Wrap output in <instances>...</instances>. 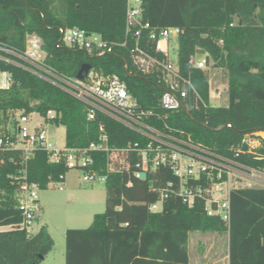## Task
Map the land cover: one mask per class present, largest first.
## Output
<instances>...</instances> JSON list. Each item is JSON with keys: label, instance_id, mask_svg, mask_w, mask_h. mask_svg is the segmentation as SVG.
Here are the masks:
<instances>
[{"label": "trees", "instance_id": "16d2710c", "mask_svg": "<svg viewBox=\"0 0 264 264\" xmlns=\"http://www.w3.org/2000/svg\"><path fill=\"white\" fill-rule=\"evenodd\" d=\"M125 6L126 0H0V43L22 50L26 35L35 34L50 67L75 76L89 63L104 74L116 73L141 105L151 107L162 90L151 76L132 67L126 47L90 56L58 42L60 30L67 27L97 33L107 42L122 41ZM143 18L156 28H180L177 65L200 96L190 94L191 106L171 114L170 124L215 153L230 157L238 149V162L262 169L264 138L257 137L252 152L241 141L245 134L264 132V0H144ZM141 46L154 54L153 41L144 38ZM199 53L225 72L226 105L210 104L206 69L191 64ZM0 69L12 78L10 87L0 90L1 115L9 109L53 110L59 115L55 122L65 126L69 147L95 141L100 123L110 145L138 140L134 131L103 113L89 118L86 104L50 82L1 60ZM93 156L95 167L104 165L102 154ZM20 159L17 150L0 151V227L21 220L15 179L23 167ZM25 168L27 179L40 189L67 171L62 162L49 163L43 151L35 152ZM171 178L163 167L148 170L144 178L131 172L109 174L105 210L94 214L88 227L65 230V264H189V233L196 231L227 232L228 264H264V187L233 189L226 223L207 215L202 202L189 207L174 196L163 201L160 211H151L149 205ZM52 246L45 226L35 233L0 230V264H39Z\"/></svg>", "mask_w": 264, "mask_h": 264}, {"label": "built area", "instance_id": "2783aa9c", "mask_svg": "<svg viewBox=\"0 0 264 264\" xmlns=\"http://www.w3.org/2000/svg\"><path fill=\"white\" fill-rule=\"evenodd\" d=\"M143 4L144 0H126L122 41L107 42L97 33L87 34L88 31L67 27L60 30L58 42L90 56L111 53L115 46L126 47L132 67L151 76L162 90L157 103L151 107L141 105L116 73L104 74L90 68L82 78H77L50 67L45 61L42 40L35 34L26 35L22 50L0 43L1 61L16 65L78 98L88 107L89 118H94L96 112L103 113L138 135V140L128 141L123 146L110 145L104 125L100 123L95 141L85 147H69L65 142L58 145L51 139L50 126L60 124L55 122L59 115L53 110L43 114L9 109L5 115L0 114V151L17 150L23 166L15 178L21 220L16 225H7L9 229L29 232L40 211L39 184L27 179L25 168L37 151L45 152L49 163L62 162L67 170H79L83 182L105 183L109 174L124 172L141 178L140 174L144 172L146 176L150 169H169L173 178L159 189L157 200L149 205L151 211H160L163 201L174 196L189 207L202 202L207 215L217 216L226 223L230 219L231 191L257 187L264 181V167L251 168L234 158L240 150L236 149L230 157L215 153L194 141L189 132L170 124L171 114L191 106L190 94L198 99L200 96L190 76L179 71L177 58L173 56L171 40L177 41L180 28L151 26L143 18ZM144 38L154 42V54L141 46ZM200 55L194 56L191 64L205 69L206 55L198 57ZM128 73H132V68ZM11 83L10 73L0 69V90L8 89ZM263 134L259 131L243 136L241 142L247 145L248 152L254 150L259 144L257 137L264 138ZM94 153L103 155V166H94ZM65 173L53 181L59 187L65 182Z\"/></svg>", "mask_w": 264, "mask_h": 264}, {"label": "rangeland", "instance_id": "374dc122", "mask_svg": "<svg viewBox=\"0 0 264 264\" xmlns=\"http://www.w3.org/2000/svg\"><path fill=\"white\" fill-rule=\"evenodd\" d=\"M173 56L177 54V41L171 40ZM201 53L200 56L201 57ZM207 78L210 85V104L213 106L227 104L226 74L221 68L207 64ZM50 136L58 145L65 142V126H50ZM264 136V134H263ZM264 180V175L262 176ZM58 183H49L38 190L40 211L32 222L29 233H35L45 226L53 239L52 249L39 264H65V230L68 228H86L93 215L105 210L106 188L102 181L83 182L81 172L67 170L62 187ZM264 187V181L256 185ZM9 229L5 226L3 230ZM227 232H190L188 255L192 264H211L217 261L223 264L227 252Z\"/></svg>", "mask_w": 264, "mask_h": 264}, {"label": "water", "instance_id": "95a60500", "mask_svg": "<svg viewBox=\"0 0 264 264\" xmlns=\"http://www.w3.org/2000/svg\"><path fill=\"white\" fill-rule=\"evenodd\" d=\"M87 34H90V33L88 32ZM90 68H91V66H90L89 63H83V64L81 65V67L79 68V70L77 71V73H76V77H77V78H82L85 74L88 73V71L90 70ZM140 177H141V178H144V177H145V173H144V172L141 173V174H140Z\"/></svg>", "mask_w": 264, "mask_h": 264}, {"label": "crops", "instance_id": "0c3cea01", "mask_svg": "<svg viewBox=\"0 0 264 264\" xmlns=\"http://www.w3.org/2000/svg\"><path fill=\"white\" fill-rule=\"evenodd\" d=\"M36 219H37V217H36ZM35 219V220H36ZM5 228V226H1L0 227V230H3ZM45 257V256H44ZM44 259V258H43ZM224 259H225V261L223 262V264H228V256H227V252H226V254H225V256H224ZM189 264H192L191 262H190V259H189ZM203 264H206V263H203ZM211 264H218L217 263V261H213Z\"/></svg>", "mask_w": 264, "mask_h": 264}]
</instances>
